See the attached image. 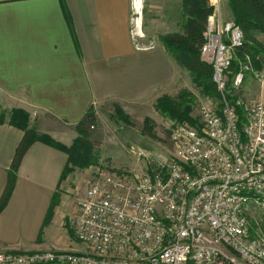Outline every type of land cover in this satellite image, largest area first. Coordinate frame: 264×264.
Masks as SVG:
<instances>
[{"label":"built area","instance_id":"obj_1","mask_svg":"<svg viewBox=\"0 0 264 264\" xmlns=\"http://www.w3.org/2000/svg\"><path fill=\"white\" fill-rule=\"evenodd\" d=\"M209 1L200 60L217 97L198 107L200 123L172 129V157L152 174L86 178L69 216L82 251L0 250V264H264L247 218L264 214V104L234 93L257 70L246 57L232 75L244 36L222 0Z\"/></svg>","mask_w":264,"mask_h":264},{"label":"crops","instance_id":"obj_2","mask_svg":"<svg viewBox=\"0 0 264 264\" xmlns=\"http://www.w3.org/2000/svg\"><path fill=\"white\" fill-rule=\"evenodd\" d=\"M133 6V0H0V100L24 97L34 113L29 122L52 140L34 142L22 158L0 213V250L82 251L65 228L76 212V172L61 179L68 157L59 146L73 144L75 125L90 106L95 131L116 107L130 119L150 118L145 111L159 97L184 89L183 68L161 45L135 44ZM258 59L255 98L264 104V56ZM22 136L0 124V196Z\"/></svg>","mask_w":264,"mask_h":264},{"label":"rangeland","instance_id":"obj_3","mask_svg":"<svg viewBox=\"0 0 264 264\" xmlns=\"http://www.w3.org/2000/svg\"><path fill=\"white\" fill-rule=\"evenodd\" d=\"M133 3L134 6L130 13L131 34L136 36L137 33L141 37V39H138L134 36L135 44L138 46L145 47L152 43L161 45V36L181 30V14L183 12L180 0H133ZM221 10L223 18L230 20L229 17L225 16L228 11L226 12L227 8L224 3ZM259 38L264 39V35ZM260 39L259 42H261ZM236 59L231 71L232 75L242 69L243 61L239 56ZM256 63L259 65V61ZM255 70H257L256 67ZM183 76L184 89L182 90L191 93L192 97L188 104L189 111L186 117L189 118L188 122L191 124H199L198 107L209 98L214 99L215 96L197 90L190 74L184 69ZM256 76L258 75L248 74L241 81L239 90L234 92L236 96L241 97L246 102L255 101L256 83L254 82L258 81ZM177 95L178 93L172 97L164 95L159 97L154 105H150L145 111L150 118L131 117L130 119V117L128 118L123 114L122 110H120L122 114L118 113L116 107L112 114H106L105 121H102L100 129L93 131L90 127V136H97V139H93L92 136L90 139L94 143V146H90L91 154L94 157L91 164H94L91 167L77 168L74 171L76 172V179L72 187L76 197L73 198V202L76 201V198L81 197L86 189V178L87 180L93 179L95 174L99 172L119 175L130 174L133 176L152 174L155 170H159L157 165L160 161L167 162L172 157L170 133L179 122H176L167 114L160 113L156 108V103L161 98H175ZM15 112H19L24 116L27 115L29 121L34 114L24 97L20 96L15 99L5 97L0 100V115L3 116L4 122L9 121L10 114L14 115ZM29 126L34 128L31 122H29ZM248 217L250 231L253 222V228L257 230L256 232L264 235V214L255 212L248 215ZM65 221L68 224L65 225V228L68 230V226H70L69 218L66 217ZM69 235L71 236V234ZM72 241H74L76 247L79 246L75 239L72 238Z\"/></svg>","mask_w":264,"mask_h":264},{"label":"trees","instance_id":"obj_4","mask_svg":"<svg viewBox=\"0 0 264 264\" xmlns=\"http://www.w3.org/2000/svg\"><path fill=\"white\" fill-rule=\"evenodd\" d=\"M224 4L227 8L226 12L228 11L226 17H229L240 28L244 36L243 46L237 49V56L242 61L249 57L254 68H258L259 65L256 62L259 59H256V57L264 54V46L258 39L259 36L264 35V0H225ZM181 7L183 12L181 14V30L161 36V46L179 67L190 74L197 90L217 97L216 88L211 77L212 68L200 60V49L204 43L203 34L206 30L207 18L212 14L214 8L209 0H181ZM233 65L234 62L230 68L231 71ZM191 98V93L182 90L175 98L164 97L159 99L156 103V108L160 113L167 114L172 119H175L176 122L189 121L186 114L189 111L188 104ZM117 112L122 114L120 110H117ZM2 117L0 115V124L7 123L20 129L23 132V136L15 149L11 164L7 170L6 186L0 196V213L11 197L20 163L28 148L38 140L52 144L51 139L40 137L36 130L29 126L27 115L24 116L19 112H15L14 115L10 114L7 122H4ZM94 123L95 113L92 106H90L82 119L75 125L78 135L72 146L69 148L59 146L66 152L68 157L61 179L77 170V168L91 167L94 164H91L94 157L91 154L90 147L94 146V143L90 141L91 136L89 133V129ZM84 149L87 151L85 152ZM247 218L249 219V217ZM253 225L254 223L252 222L251 235L257 233ZM68 230L73 235L72 231Z\"/></svg>","mask_w":264,"mask_h":264}]
</instances>
